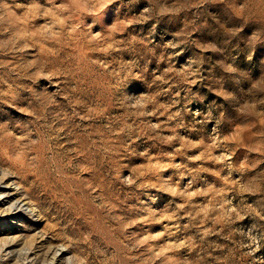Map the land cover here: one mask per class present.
<instances>
[{
    "label": "rangeland",
    "instance_id": "374dc122",
    "mask_svg": "<svg viewBox=\"0 0 264 264\" xmlns=\"http://www.w3.org/2000/svg\"><path fill=\"white\" fill-rule=\"evenodd\" d=\"M6 181L0 264H264V0H0Z\"/></svg>",
    "mask_w": 264,
    "mask_h": 264
},
{
    "label": "bare ground",
    "instance_id": "6f19581e",
    "mask_svg": "<svg viewBox=\"0 0 264 264\" xmlns=\"http://www.w3.org/2000/svg\"><path fill=\"white\" fill-rule=\"evenodd\" d=\"M12 183L6 181L0 183V205L8 203L12 200L13 197H15L16 192L14 190ZM16 207L17 211L15 212V215L19 214L21 210L28 205V201L26 199L17 198L15 202H12ZM12 204V205H13ZM38 209V208H37ZM33 210H31L32 212ZM34 212V211H33ZM19 233V232H18ZM13 235V234H12ZM9 251V250H8ZM61 251V250H60ZM58 252L53 258V261H51L50 264H60L62 260L63 252Z\"/></svg>",
    "mask_w": 264,
    "mask_h": 264
}]
</instances>
